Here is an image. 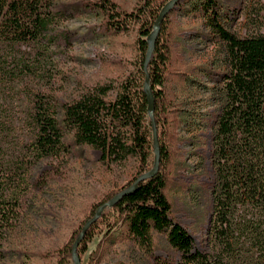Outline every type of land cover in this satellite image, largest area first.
I'll list each match as a JSON object with an SVG mask.
<instances>
[{
	"label": "rangeland",
	"instance_id": "obj_1",
	"mask_svg": "<svg viewBox=\"0 0 264 264\" xmlns=\"http://www.w3.org/2000/svg\"><path fill=\"white\" fill-rule=\"evenodd\" d=\"M113 1L130 11L140 0ZM180 1L169 21L171 63L164 84L170 121L165 192L174 217L198 245L211 212L210 116L222 102L215 80L226 71V55L224 44L207 26L202 0ZM80 2L51 0L45 14L47 27L34 40L6 35L3 19L7 16L0 17V176L6 178L12 171L22 178L21 194L9 211L10 225H0V264H56V251L106 194L127 186L138 174L137 159L105 164L98 159V150L74 145L69 130L62 137L69 145L67 151L48 158L31 154L33 93L49 102L62 126V103L104 84L107 96L113 97L126 78L142 83L138 25L107 32L101 26V14L83 9ZM218 2V21L226 29L243 35L258 28L257 0ZM159 135L158 131V142ZM153 162L151 148L148 165ZM50 166L58 173L50 172L51 177L35 185V178ZM103 211L101 223L80 255L81 264H151L120 224L114 225L116 212L108 207ZM152 239L156 255L176 258L164 233L153 231Z\"/></svg>",
	"mask_w": 264,
	"mask_h": 264
},
{
	"label": "trees",
	"instance_id": "obj_2",
	"mask_svg": "<svg viewBox=\"0 0 264 264\" xmlns=\"http://www.w3.org/2000/svg\"><path fill=\"white\" fill-rule=\"evenodd\" d=\"M168 0H140L133 10L119 7L113 0H81L83 9L97 10L101 26L107 32H118L131 23L138 25L137 46L140 50L141 82L126 78L113 97H108V86L100 85L79 95L72 102L61 104L62 126L41 94L31 97V116L34 137L31 154L53 157L68 150L63 140L66 130L72 132L74 145H86L99 152L105 163L120 162L127 157L138 161L137 175L118 191L109 192L104 200L85 219L93 216L98 206L131 185L137 177L149 171V153L153 148L152 122L147 111L143 89V62L148 47L147 36L161 7ZM51 0H0V17L8 32L19 39H36L47 27L46 10ZM181 1L176 2V6ZM257 29L243 35L226 29L218 21L221 4L218 0H202L201 9L211 32L225 46L226 71L218 73L216 82L222 102L210 116L213 129L210 135V163L212 166L211 212L198 245L187 228L178 221L166 195L170 161L167 112L168 100L164 84L170 71L171 31L170 16L174 6L162 19L147 64L149 85L154 96L153 119L158 142L159 167L157 172L138 182L137 188L122 196L113 206L114 225L139 245L151 264H264V0H257ZM236 7L232 12H236ZM3 23V24H4ZM58 173L55 166L44 170L34 180L39 186ZM0 176V225H10V213L21 194V175L15 172ZM107 208V207H106ZM88 228L77 247L80 258L102 215ZM84 221V222H85ZM83 222V224H84ZM56 251V264H69L71 246L81 230ZM100 231V230H98ZM164 233L167 242L177 252L176 258L155 254L152 232ZM110 230L105 234L108 235Z\"/></svg>",
	"mask_w": 264,
	"mask_h": 264
},
{
	"label": "water",
	"instance_id": "obj_3",
	"mask_svg": "<svg viewBox=\"0 0 264 264\" xmlns=\"http://www.w3.org/2000/svg\"><path fill=\"white\" fill-rule=\"evenodd\" d=\"M177 1H179V0H168L159 10V13H158V15L154 21L153 29L149 33V35L147 36L148 47L146 49L145 59L143 62V69L145 71V77H144V81H143V89H144V93L146 96L147 111H148V114H149V116L151 118V122H152V139H153V148H154L153 166L149 171H147V172L141 174L139 177H137L136 180L131 185L122 189L117 194H115L112 198H110L108 201H106L103 204H101L100 206H98L97 209L95 210L93 216L84 222L83 226L81 227L80 232L76 236V238H75V240L71 246V260H72L73 264H81L80 258H79L78 253H77V247H78L79 243L81 242V240L83 239L88 228L91 226V224L98 217H100L103 210L106 207L113 206L122 196L133 192L137 188L139 181L145 180L146 178L153 176L158 170L159 148H158V141H157V131H156V127H155V123H154V119H153L154 96H153L152 90H151L150 85H149V74H148V70H147V64H148V61L150 59V56H151V53L153 50L154 42H155L159 27H160V23H161L162 19L164 18V16L174 6H176Z\"/></svg>",
	"mask_w": 264,
	"mask_h": 264
}]
</instances>
